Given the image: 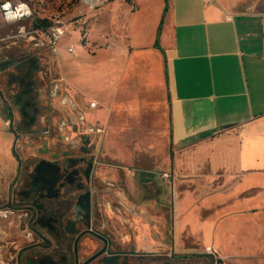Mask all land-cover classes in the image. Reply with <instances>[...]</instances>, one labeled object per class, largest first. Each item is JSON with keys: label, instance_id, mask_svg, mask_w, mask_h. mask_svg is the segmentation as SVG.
Listing matches in <instances>:
<instances>
[{"label": "crops", "instance_id": "obj_1", "mask_svg": "<svg viewBox=\"0 0 264 264\" xmlns=\"http://www.w3.org/2000/svg\"><path fill=\"white\" fill-rule=\"evenodd\" d=\"M100 16L92 43L116 77L105 126L115 113L164 126L186 149L182 168L234 182L213 196L206 236L223 264H248V236L235 229L264 217V0H115ZM16 168L13 139L0 134V174Z\"/></svg>", "mask_w": 264, "mask_h": 264}, {"label": "flooded vegetation", "instance_id": "obj_2", "mask_svg": "<svg viewBox=\"0 0 264 264\" xmlns=\"http://www.w3.org/2000/svg\"><path fill=\"white\" fill-rule=\"evenodd\" d=\"M16 66L26 70L8 76L18 84L16 108L5 105L17 168L0 174V264H221L212 249L181 254L166 231L159 239L155 172L110 162L102 133L59 80L46 84L42 111L36 62Z\"/></svg>", "mask_w": 264, "mask_h": 264}, {"label": "rangeland", "instance_id": "obj_3", "mask_svg": "<svg viewBox=\"0 0 264 264\" xmlns=\"http://www.w3.org/2000/svg\"><path fill=\"white\" fill-rule=\"evenodd\" d=\"M27 1L33 7L30 18L5 24L0 17V46H6L0 49V109L7 111L5 105L9 104L16 108L11 95L18 91V84L8 80L10 72L23 75L26 67L19 69L17 63L24 61L31 65L35 61L32 96L42 111L49 107L46 84L54 79L59 80L97 127L103 129L101 140L110 162L121 164L126 172H155L157 198L153 212L159 216L155 218L158 231L160 225L163 227V236H159V239L164 237L166 231L173 250L181 254L206 253L209 248H214L212 242L207 240L205 230V223L212 220L218 209L212 199L219 191H227L235 183L226 182L223 176L212 175L204 169L192 172L182 168L180 160L186 149L171 143L170 132L164 126L154 122L141 125L132 117L116 113L112 116L111 124L105 126L106 112L115 102L112 89L116 77L111 71L107 74L102 72L100 46L92 41L101 37V29L105 25L100 16L103 9L115 0H109L96 10L88 8L83 0ZM42 22L46 25H42ZM44 27H47L46 30ZM59 27L65 33L56 39L53 33ZM8 64L12 67L6 71ZM93 102L97 103L96 107H91ZM102 105L106 106L107 111ZM0 134L12 137L16 156L15 133L8 126L0 124ZM241 213L243 211L237 210L232 214ZM251 213H254L253 206L248 209V214ZM223 230L233 229L227 224ZM235 230L242 231L241 236H248V255L251 256L248 264H262L264 217L248 215V225H240ZM160 242L163 244V239Z\"/></svg>", "mask_w": 264, "mask_h": 264}, {"label": "built area", "instance_id": "obj_4", "mask_svg": "<svg viewBox=\"0 0 264 264\" xmlns=\"http://www.w3.org/2000/svg\"><path fill=\"white\" fill-rule=\"evenodd\" d=\"M91 10H96L98 7L104 6L109 0H83ZM33 15V7L30 1L27 0H0V17L5 24H13L21 22ZM233 17L229 16L228 19ZM65 31L60 27L54 30V37L59 39ZM97 103H91V107H96ZM8 126L10 120L8 121ZM98 132L102 133L103 129L98 128ZM212 248H210L211 250ZM214 251V249H212Z\"/></svg>", "mask_w": 264, "mask_h": 264}, {"label": "trees", "instance_id": "obj_5", "mask_svg": "<svg viewBox=\"0 0 264 264\" xmlns=\"http://www.w3.org/2000/svg\"><path fill=\"white\" fill-rule=\"evenodd\" d=\"M113 1V0H112ZM128 2H131V0H127ZM166 9H167V7H166ZM42 25H46L45 24V22H42ZM37 27H42L41 25H37ZM161 27H162V25L160 26V28H159V31H158V38H157V42H156V46L157 47H160V44H159V34H160V32H161ZM46 28L47 27H44V29L46 30ZM220 263L221 264H223V261L220 259Z\"/></svg>", "mask_w": 264, "mask_h": 264}, {"label": "water", "instance_id": "obj_6", "mask_svg": "<svg viewBox=\"0 0 264 264\" xmlns=\"http://www.w3.org/2000/svg\"><path fill=\"white\" fill-rule=\"evenodd\" d=\"M142 175H150L151 177H154V173H145V172H143Z\"/></svg>", "mask_w": 264, "mask_h": 264}]
</instances>
